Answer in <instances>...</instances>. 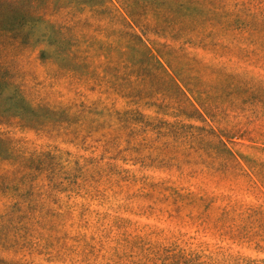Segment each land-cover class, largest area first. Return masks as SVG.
<instances>
[{
  "label": "rangeland",
  "instance_id": "374dc122",
  "mask_svg": "<svg viewBox=\"0 0 264 264\" xmlns=\"http://www.w3.org/2000/svg\"><path fill=\"white\" fill-rule=\"evenodd\" d=\"M0 264H264V0H0Z\"/></svg>",
  "mask_w": 264,
  "mask_h": 264
}]
</instances>
